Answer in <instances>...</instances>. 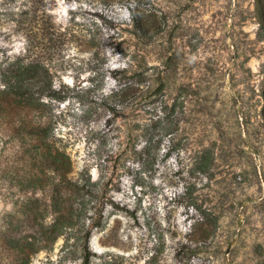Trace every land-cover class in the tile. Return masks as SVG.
Wrapping results in <instances>:
<instances>
[{
	"label": "rangeland",
	"instance_id": "obj_1",
	"mask_svg": "<svg viewBox=\"0 0 264 264\" xmlns=\"http://www.w3.org/2000/svg\"><path fill=\"white\" fill-rule=\"evenodd\" d=\"M256 6L0 0V264H264Z\"/></svg>",
	"mask_w": 264,
	"mask_h": 264
},
{
	"label": "trees",
	"instance_id": "obj_2",
	"mask_svg": "<svg viewBox=\"0 0 264 264\" xmlns=\"http://www.w3.org/2000/svg\"><path fill=\"white\" fill-rule=\"evenodd\" d=\"M256 11H257V16L259 18V23H260V30L264 31V0H257V6H256ZM26 72L29 73V71L31 70H25ZM22 75H24V73H22ZM23 87H26V89L28 88V85H19L18 83L15 85L11 86V91L7 92L8 94L12 95L14 94L15 96H17V99H20L22 97L23 94H26L24 92ZM35 136H37L41 142V144L43 146H47L48 143L46 142L47 140V134L44 133H36L34 134Z\"/></svg>",
	"mask_w": 264,
	"mask_h": 264
}]
</instances>
